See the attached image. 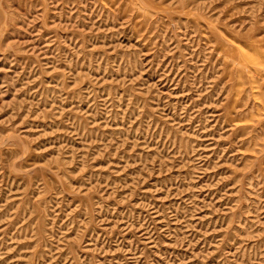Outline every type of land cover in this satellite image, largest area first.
<instances>
[{
  "label": "rangeland",
  "instance_id": "obj_1",
  "mask_svg": "<svg viewBox=\"0 0 264 264\" xmlns=\"http://www.w3.org/2000/svg\"><path fill=\"white\" fill-rule=\"evenodd\" d=\"M0 264H264V0H0Z\"/></svg>",
  "mask_w": 264,
  "mask_h": 264
}]
</instances>
